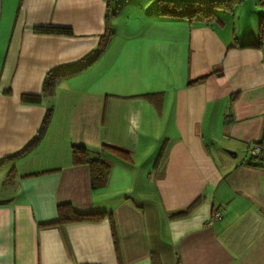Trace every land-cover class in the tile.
Masks as SVG:
<instances>
[{
	"label": "crops",
	"instance_id": "obj_1",
	"mask_svg": "<svg viewBox=\"0 0 264 264\" xmlns=\"http://www.w3.org/2000/svg\"><path fill=\"white\" fill-rule=\"evenodd\" d=\"M163 1L188 0H136L120 14L117 2L106 50L61 80L42 139L13 158L46 110L20 96L98 47L106 2L0 0V264H151V253L161 264H264V143L248 164L264 141V43L243 47L258 40L254 17L238 35L218 11L187 20L161 14ZM72 144L109 165L105 186L91 188ZM64 203L104 216L58 224Z\"/></svg>",
	"mask_w": 264,
	"mask_h": 264
},
{
	"label": "trees",
	"instance_id": "obj_2",
	"mask_svg": "<svg viewBox=\"0 0 264 264\" xmlns=\"http://www.w3.org/2000/svg\"><path fill=\"white\" fill-rule=\"evenodd\" d=\"M115 0H105L106 2V14H105V31L100 37L99 45L96 49L88 52L81 59L55 66L48 70L43 77L41 91L39 94H22L20 99L23 102H29L34 104L46 103V110L43 116L42 122L31 140L27 142L25 146L17 153L10 157L18 158L29 153L37 143L42 139L49 125L53 104L51 99L54 95L56 86L61 80L75 75L94 63L106 50L113 35V30L110 25V17L113 16L117 9V3L113 7ZM160 1V0H159ZM242 0H188V1H163L159 7V12L164 15H170L174 17H182L187 20L194 18H201L206 22L213 20L216 11H230L233 6L240 3ZM260 4H264V0L260 1ZM37 32L42 33H54L71 35V31L67 28L56 27H36ZM258 40L255 44L244 45L243 47H260L264 43V14L260 15L258 22ZM150 96V95H148ZM264 141H255L253 144H257L262 147ZM249 152V151H248ZM72 160L74 164H87L90 171V186L92 189H98L105 186L109 176V165L100 158L89 157L88 149L82 145H71ZM250 154V153H249ZM162 155V147L159 150L157 158ZM252 159H256V162H248V164L258 165L261 162L260 152L256 155L250 154ZM3 160H0V165ZM198 200L190 204L185 210L173 214V216H184L191 212V210L197 205ZM104 216V212H78L72 208L68 203L57 205V222L58 224H64L68 222L79 221H93L98 220ZM151 264H161V261L157 254L151 253Z\"/></svg>",
	"mask_w": 264,
	"mask_h": 264
},
{
	"label": "rangeland",
	"instance_id": "obj_3",
	"mask_svg": "<svg viewBox=\"0 0 264 264\" xmlns=\"http://www.w3.org/2000/svg\"><path fill=\"white\" fill-rule=\"evenodd\" d=\"M134 1L136 0H128V3L123 4V0H115L114 3H119V7L118 10L120 11L119 14L121 12H127V8L129 6V4L131 3L130 10H134V7L136 8V4L134 3ZM253 1L251 0H245L242 4H237L233 7L232 10L230 11H218L216 12V15L218 17L221 16H225L224 18H226V20H228V24L226 26L227 30H229L231 33L235 30L236 28V34L240 35L242 33V29L244 26L247 27L248 25V20L251 19V17H254V20L252 21L254 25V28L257 29L258 26V22H259V16L260 14L258 13L257 9L253 7L252 3ZM133 3L135 4V6L133 5ZM125 7L122 9V7ZM149 8L147 7V10ZM133 15H131L132 17ZM251 25V24H250ZM249 27V26H248ZM160 143V142H159ZM159 143L156 144V148H158ZM221 146L224 144H220ZM223 149V148H222Z\"/></svg>",
	"mask_w": 264,
	"mask_h": 264
},
{
	"label": "built area",
	"instance_id": "obj_4",
	"mask_svg": "<svg viewBox=\"0 0 264 264\" xmlns=\"http://www.w3.org/2000/svg\"><path fill=\"white\" fill-rule=\"evenodd\" d=\"M248 151H249L250 154L256 155V154H258L260 152V147L257 144H253L252 146H250ZM215 216L217 218L219 217L218 214H215Z\"/></svg>",
	"mask_w": 264,
	"mask_h": 264
},
{
	"label": "water",
	"instance_id": "obj_5",
	"mask_svg": "<svg viewBox=\"0 0 264 264\" xmlns=\"http://www.w3.org/2000/svg\"><path fill=\"white\" fill-rule=\"evenodd\" d=\"M230 153V152H229Z\"/></svg>",
	"mask_w": 264,
	"mask_h": 264
}]
</instances>
